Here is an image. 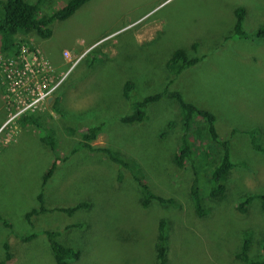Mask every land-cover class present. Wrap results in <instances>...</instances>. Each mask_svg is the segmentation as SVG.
<instances>
[{"label":"rangeland","instance_id":"1","mask_svg":"<svg viewBox=\"0 0 264 264\" xmlns=\"http://www.w3.org/2000/svg\"><path fill=\"white\" fill-rule=\"evenodd\" d=\"M44 1L40 9L53 12L68 0ZM238 6L247 9L245 37H231ZM263 23L264 0H89L56 20L50 36L25 33L19 38L28 43L10 54L0 51V216L6 218L0 217V258L5 241L13 252L4 264H57L46 230L61 232L57 240L81 250L69 264H157L162 217L170 225L168 264H244L235 254L247 236L250 256L264 259L261 200L244 213L237 209L246 193L264 192V152L252 145L254 130L264 145V37L256 36ZM196 40L205 57L174 77L170 88L215 113L234 161L226 196H211L213 166L207 160L219 158L221 147L197 133L204 125L198 118L197 142H190L200 161L195 171L202 173L203 216L191 195L193 164L180 167L173 159L183 133L177 102L163 97L148 105L147 120L121 121L128 111L126 81L135 80L142 92L136 97L163 90L170 77L165 63ZM19 96L29 98L20 104ZM22 110L36 112L35 122L22 123ZM171 120L173 132L161 137ZM96 124L102 128L91 144L120 152L130 167L81 146L62 160L80 142L81 130ZM41 126L55 133L56 153L41 140ZM53 162L57 166L42 186ZM136 178L173 202L144 205ZM40 192L50 209L31 225L25 214L39 206ZM83 200L90 206L73 214L53 209ZM31 232L38 235L21 239Z\"/></svg>","mask_w":264,"mask_h":264},{"label":"trees","instance_id":"2","mask_svg":"<svg viewBox=\"0 0 264 264\" xmlns=\"http://www.w3.org/2000/svg\"><path fill=\"white\" fill-rule=\"evenodd\" d=\"M89 0H68L58 9L53 12H43L40 9L41 5L45 2L44 0H4L0 1V51L6 53H13L16 49L24 42L28 43L27 38H19V35L25 33L36 32L38 35L46 38L52 34V24L56 20H63L75 13V10L81 5L86 3ZM235 13V23H234V32L231 34L233 36L245 37L247 31L245 29V18L247 15V9L243 6H238L234 10ZM257 37H264V23L257 29ZM200 40H196L191 43L189 49L185 47H178L175 49L173 54L169 57L165 65L170 70V77L163 88V90L144 94L143 97H136L142 93L140 90H137V84L135 80L129 79L125 83V96L126 102L128 104L127 114L121 117V121L125 123H139L148 119L147 107L151 102L158 101L163 97H170L174 99L180 110V115L183 121V133L181 135V142L179 147L175 152L174 161L175 163L183 167L186 161H190L193 164L194 171L199 166L200 161L198 158L194 157L193 145L190 141L197 142L196 136L193 130L197 126L198 118L204 121L202 126V131L197 132L201 135L204 131L206 141H211L216 143L221 147V154L219 158L214 160L211 158L207 160V163L212 162V172L209 175V194L215 198H224L226 196L227 186H228V176L231 169L234 167V161L231 157V148L230 141L228 139H223L217 130L216 124V115L211 110L201 108L193 102L187 101L184 95L175 89H171V85L174 82V77L181 74L185 69L189 68L192 65H195L200 60H202L206 53L200 54L201 47ZM135 94V95H134ZM60 97H55L53 107L55 110H59L56 104L59 103ZM36 112H23L20 116V121L25 122H35ZM65 121L69 119L64 116ZM175 120H171L166 128L162 131L161 137L167 136L168 133L173 132L175 127ZM102 124H96L93 126H88L84 131L81 130L80 142L72 148L69 154H67L62 160L66 161L69 159V156L78 152L82 147L86 149L98 150L106 152L114 161L118 162L120 165L125 167H130V161L125 156H122L120 152L114 150L110 147H101L94 146L91 144L92 140L97 137V134L100 132ZM250 134V131H248ZM39 133L42 134L41 140L50 145L54 153H56L57 139L55 133L52 129L41 126ZM257 135V130L253 131L252 136V145L255 149L264 152V145L257 141L255 137ZM192 136L195 138L192 140ZM81 146V147H79ZM193 146V147H192ZM207 155V154H206ZM57 156V154H56ZM136 165L137 163L134 162ZM134 164V165H135ZM57 166L56 162H53L51 167L44 173L42 178V186H45L53 174L55 167ZM134 171V170H133ZM136 175V173H135ZM201 176L195 171L194 183L192 184L191 195L193 196V202L195 209L199 216H203L207 213L208 209L205 207L204 198L201 191ZM138 180V184L141 189L143 203L148 206L150 201L157 200L161 204H167L173 202L172 198L161 199L159 196L155 195L150 189L148 183L143 180ZM200 180V181H199ZM44 192H40L39 206L34 207L28 210L25 214V218L28 219V222L33 225L34 216L36 217L40 213L47 212L50 208L44 204ZM259 198L262 202V211L264 212V192L261 193H246L243 195L242 200L238 203L237 209L244 213L246 212L248 205L255 199ZM90 206L89 201L83 200L82 202H77L71 206H54V211L65 212L68 214H73L79 209H86ZM6 221V218L0 216ZM9 224V223H8ZM75 226H82V224H75ZM170 225L168 220L165 217H162L159 220L158 234L156 237L155 250L157 257V264H168V243H169V231ZM45 233L49 236L50 245L52 248L53 256L57 264H69L71 260H79L81 256V250L75 246L66 245L60 240H57L61 232L57 230H46ZM38 235L37 232H31L28 235L21 236L23 241H30ZM249 237L244 239L243 244L240 250L235 254V257L244 264H264V259L261 258H252L250 256V241ZM4 247L6 249L5 256L1 259L0 264H4L7 260L13 257V252L10 249V244L8 241H5Z\"/></svg>","mask_w":264,"mask_h":264},{"label":"built area","instance_id":"3","mask_svg":"<svg viewBox=\"0 0 264 264\" xmlns=\"http://www.w3.org/2000/svg\"><path fill=\"white\" fill-rule=\"evenodd\" d=\"M11 67H12V66H11ZM11 67H10V69H11ZM22 98H23V99H28L29 96H26V97H21V96H19V97H18V101H19L20 104L25 102V100L22 102V100H21ZM23 108H24V107H23ZM26 110H27V108H24V111H26ZM21 112H23V110H22Z\"/></svg>","mask_w":264,"mask_h":264},{"label":"bare ground","instance_id":"4","mask_svg":"<svg viewBox=\"0 0 264 264\" xmlns=\"http://www.w3.org/2000/svg\"><path fill=\"white\" fill-rule=\"evenodd\" d=\"M1 56V55H0ZM2 57V56H1ZM12 83H17V81L15 80V79H11L10 80V84H12ZM204 258V257H203Z\"/></svg>","mask_w":264,"mask_h":264},{"label":"clouds","instance_id":"5","mask_svg":"<svg viewBox=\"0 0 264 264\" xmlns=\"http://www.w3.org/2000/svg\"><path fill=\"white\" fill-rule=\"evenodd\" d=\"M20 47V46H19Z\"/></svg>","mask_w":264,"mask_h":264}]
</instances>
